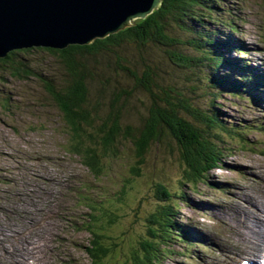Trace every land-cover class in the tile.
Masks as SVG:
<instances>
[{"label":"rangeland","instance_id":"rangeland-1","mask_svg":"<svg viewBox=\"0 0 264 264\" xmlns=\"http://www.w3.org/2000/svg\"><path fill=\"white\" fill-rule=\"evenodd\" d=\"M226 1L227 9L236 14H231L240 29L236 35L246 50L226 54L245 60L264 74V0ZM175 31L179 39L187 38L181 30ZM184 50L191 51L187 46ZM162 53V49L154 48L150 56L157 58L156 64L164 69L169 82L186 83L194 101L191 105L200 112L213 106L219 108L223 123L234 131L224 133L228 136L224 142L230 150L223 164L210 172L208 180L196 185L184 179L186 165L180 147L171 139L153 144L145 153V162L138 164L136 145L129 137H123L115 153L100 156L101 167L97 172L88 168L81 155L71 150L76 141L63 113L49 99L38 77H15L5 71L8 67L2 69L0 63V101L10 104L8 108L0 105V241H5L8 247H12L13 240L28 243L35 254L34 258L16 264H89L93 208L102 211L106 205L120 216L119 223L110 227L108 233L125 235L123 249L137 246L139 240L145 239V219L158 204L157 183L177 197L183 192V196L176 198L177 220L195 230L207 243L166 245L168 256L161 264L248 261L230 242L241 217L236 203H243L240 197L248 189H257L260 174L264 175V102H253L248 93L238 96L226 88H215L206 81L213 73L209 67L174 70L171 64L158 59ZM28 54L22 57H29L27 62L41 78L54 81L64 78L65 72L54 55L39 50ZM231 73L226 68L218 72L238 79L237 74ZM96 86L101 84L97 82ZM258 87L255 92L264 98V87ZM113 88L104 91L106 96H112ZM103 100L108 102L107 98ZM144 100L138 91L126 107L125 123L139 126L141 113H145L141 102ZM190 120L196 124L197 120ZM133 166L139 167V175L132 173ZM4 228L7 230L3 231ZM121 253H113L115 260ZM120 263H124L123 259Z\"/></svg>","mask_w":264,"mask_h":264},{"label":"trees","instance_id":"trees-1","mask_svg":"<svg viewBox=\"0 0 264 264\" xmlns=\"http://www.w3.org/2000/svg\"><path fill=\"white\" fill-rule=\"evenodd\" d=\"M224 1L163 0L145 19H138L126 29L90 44H72L63 49L22 48L0 58V63L2 69L8 67L5 71L15 77H38L49 99L63 113L71 137L76 141L71 144V150L81 155L88 168L97 172L101 167L100 156L115 153L123 137H129L136 145L138 164L145 162V153L153 144L160 145L171 139L180 147L186 165L184 179L196 185L208 180L213 169L220 168L230 150L219 134L234 131L220 119L219 108H208L207 114L197 111L191 105L194 101L186 83H170L164 69L156 64L157 58L150 55L154 48L162 49L158 59L171 64L174 70L209 67L213 70L209 80L217 88H226L238 96L248 93L251 100L264 102L255 92L258 86L264 87V75L245 60L226 54V51L246 50L236 35L240 29L231 15L236 14L227 9ZM177 29L187 38L179 39L175 35ZM186 46L190 52L184 50ZM123 48L124 52L120 50ZM32 50L54 55L65 72L64 78L58 81L41 78L30 61L27 62L29 57H22ZM223 68L237 74L238 79L218 74ZM97 82L100 87L96 86ZM111 86H114L112 96H106L104 91ZM138 91L145 98L141 101L145 113H141L136 127L124 122V114ZM104 98L108 102L104 103ZM0 105L10 107L5 101H0ZM189 117L197 120L196 124ZM132 173L139 175V167L133 166ZM179 196H183V192ZM180 197L157 183L155 198L158 204L145 219V239L126 249H123L124 234L108 233L110 227L119 223L118 212L107 205L102 211L93 208L89 264H121L122 259L123 264H161L168 256L166 245L191 240L194 236L176 219L179 213L176 198ZM114 252H122L116 260Z\"/></svg>","mask_w":264,"mask_h":264},{"label":"water","instance_id":"water-1","mask_svg":"<svg viewBox=\"0 0 264 264\" xmlns=\"http://www.w3.org/2000/svg\"><path fill=\"white\" fill-rule=\"evenodd\" d=\"M163 0H0V56L31 46L88 44L144 19Z\"/></svg>","mask_w":264,"mask_h":264},{"label":"bare ground","instance_id":"bare-ground-1","mask_svg":"<svg viewBox=\"0 0 264 264\" xmlns=\"http://www.w3.org/2000/svg\"><path fill=\"white\" fill-rule=\"evenodd\" d=\"M136 20L138 19H134L129 26H131ZM124 29H120L119 31ZM33 47L46 46H31L26 48ZM18 49L19 48L8 50L7 54ZM3 57L0 56V58ZM260 176L261 178L259 181L261 184L258 188L255 190L248 189V191H245L240 197L244 200V202H237L235 205L241 217L237 225L233 228V235H235L236 238L234 237V240L230 242V246L233 248V245H235L238 248L239 255L246 256L250 261V264H264V175L260 174ZM6 230L7 229L5 228L3 229V231ZM5 238L6 237L3 239ZM239 238H241V241L238 240ZM4 243L5 241H0V254L2 258V260H0V264H16L20 261H28V259L35 257L34 252L32 254L30 251L28 243L16 242L13 240V242H11L12 247L5 246ZM244 245H246V249L243 248Z\"/></svg>","mask_w":264,"mask_h":264}]
</instances>
